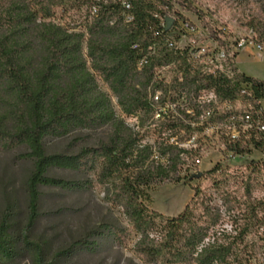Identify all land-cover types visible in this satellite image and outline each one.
<instances>
[{
    "label": "trees",
    "instance_id": "1",
    "mask_svg": "<svg viewBox=\"0 0 264 264\" xmlns=\"http://www.w3.org/2000/svg\"><path fill=\"white\" fill-rule=\"evenodd\" d=\"M231 1L243 7L241 24L264 47V0ZM181 9L205 17L193 0H0V150L25 146L22 156L33 158L31 224L43 185L72 191L103 186L105 200L122 208L127 224L101 222L69 250L92 252L107 236L123 246L135 237L134 252L149 264H264L254 250L264 240V195L255 193L264 190V158L205 169L196 177L204 181L178 214L165 215L146 203L153 183L180 179L178 159L174 150L170 165L150 159L152 144L141 143L128 118L138 116L140 124L150 118L148 89L156 64L188 61L189 49L170 45L179 19L194 25ZM167 17L174 19L170 27ZM206 28L227 44L221 29ZM236 78L237 88L240 80L253 84L251 105L264 99L262 78L243 71ZM224 80L225 95L236 96L232 80ZM103 127L109 130L105 137L73 153L45 147L49 137L80 132L87 138ZM166 141L167 133H159V143ZM234 148L241 154L264 150V130ZM58 168L82 178L50 174ZM15 225L5 213L0 257H20L31 242Z\"/></svg>",
    "mask_w": 264,
    "mask_h": 264
},
{
    "label": "rangeland",
    "instance_id": "2",
    "mask_svg": "<svg viewBox=\"0 0 264 264\" xmlns=\"http://www.w3.org/2000/svg\"><path fill=\"white\" fill-rule=\"evenodd\" d=\"M193 2L204 11V19L194 11L181 9V13L195 24L200 30L198 32L202 30L207 32L206 24H210L226 34L229 44L239 43L238 52L246 45L256 48L255 53L258 54L259 60L250 61L249 67L264 78V51L259 52L255 47L254 32L241 24L243 7L237 6L231 0H193ZM173 34L179 37L178 44L183 46L192 43L194 38L195 43L208 41L204 33L187 32L181 35L178 31H174ZM136 119L134 116L128 118V121L134 123ZM108 131L107 127H103L99 131L91 132L87 138L85 133L80 132L64 137H49L45 140V147L49 153L57 151L73 153L83 145L93 143L99 137H105ZM76 136L84 138L77 139ZM27 150L25 146L0 150V221L5 213L10 214L11 221H14L18 231L24 234V239L31 241L29 245H25V254L14 259L0 257V264H149L134 252L135 237L123 246H119L107 236L100 239L99 246L92 252L78 247L69 250L76 239L84 237L101 222L127 224L122 208L113 207L105 200L103 186H97L90 191L40 186L39 214L31 224L28 176L33 170L34 163L33 158L22 156ZM248 156L258 159L257 150H253L251 154H244L243 158H230L227 163L231 166L241 164ZM210 166L207 160L203 164L204 170ZM50 174L69 179L82 178L74 171L60 168L51 170ZM179 175L181 177L178 180L153 183L147 189L149 194L147 205L165 215L181 212L194 194L193 187L204 179L186 175L185 171ZM255 193L261 196L264 195V190L257 187ZM261 231L264 232V227ZM250 239L256 240L257 235L252 233ZM261 243L259 244L262 247L259 244L254 247L255 259L258 258L264 263V240ZM67 249L69 251H66Z\"/></svg>",
    "mask_w": 264,
    "mask_h": 264
},
{
    "label": "built area",
    "instance_id": "3",
    "mask_svg": "<svg viewBox=\"0 0 264 264\" xmlns=\"http://www.w3.org/2000/svg\"><path fill=\"white\" fill-rule=\"evenodd\" d=\"M164 23L167 25V20ZM206 30L198 32L195 24L179 19L176 31L181 35L204 33L208 41L195 43L194 38L183 46L171 36V47L189 49L188 61L155 65L148 89L151 116L144 124L139 123L138 116L131 123L141 132V143L152 144L150 159L156 163L170 165V152L174 150L179 166L177 175L185 171L195 177L204 171L206 160L210 167L216 162L231 165L227 163L230 158H243L246 154L236 152L234 145L241 146L247 137H257L264 130V99L258 105L250 104L248 93H254L251 82L240 80L237 88L239 43L223 45ZM255 47L259 52L264 50L258 42ZM226 78L232 80L234 97L225 95ZM159 133H167L166 143H159Z\"/></svg>",
    "mask_w": 264,
    "mask_h": 264
},
{
    "label": "crops",
    "instance_id": "4",
    "mask_svg": "<svg viewBox=\"0 0 264 264\" xmlns=\"http://www.w3.org/2000/svg\"><path fill=\"white\" fill-rule=\"evenodd\" d=\"M255 52H256V48H254L252 46L246 45V46L242 47L241 51L237 55L238 68L241 72L243 71L247 75L254 76L256 78H262L264 80L263 76L258 75V73L257 74L254 73V71L249 67L250 61H252V60L258 61L259 60L258 54H256ZM243 61H245L244 64L241 63ZM263 151L264 150L257 151L258 159L264 158Z\"/></svg>",
    "mask_w": 264,
    "mask_h": 264
},
{
    "label": "water",
    "instance_id": "5",
    "mask_svg": "<svg viewBox=\"0 0 264 264\" xmlns=\"http://www.w3.org/2000/svg\"><path fill=\"white\" fill-rule=\"evenodd\" d=\"M166 19H167V22H168V27H170V26L172 25L174 19H172L171 17H167ZM202 172H203V171H199V172L195 175V177L201 176V175H202Z\"/></svg>",
    "mask_w": 264,
    "mask_h": 264
},
{
    "label": "bare ground",
    "instance_id": "6",
    "mask_svg": "<svg viewBox=\"0 0 264 264\" xmlns=\"http://www.w3.org/2000/svg\"><path fill=\"white\" fill-rule=\"evenodd\" d=\"M167 142V141H166Z\"/></svg>",
    "mask_w": 264,
    "mask_h": 264
}]
</instances>
